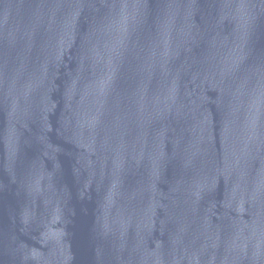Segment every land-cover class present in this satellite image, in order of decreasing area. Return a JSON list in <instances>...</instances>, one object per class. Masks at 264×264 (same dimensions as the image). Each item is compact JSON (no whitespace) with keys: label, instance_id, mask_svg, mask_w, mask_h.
Masks as SVG:
<instances>
[{"label":"water","instance_id":"95a60500","mask_svg":"<svg viewBox=\"0 0 264 264\" xmlns=\"http://www.w3.org/2000/svg\"><path fill=\"white\" fill-rule=\"evenodd\" d=\"M0 264H264V0H0Z\"/></svg>","mask_w":264,"mask_h":264}]
</instances>
